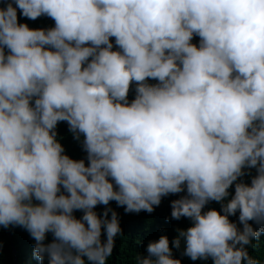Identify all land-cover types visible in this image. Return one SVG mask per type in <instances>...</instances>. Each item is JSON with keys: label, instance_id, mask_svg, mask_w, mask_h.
<instances>
[{"label": "clouds", "instance_id": "obj_1", "mask_svg": "<svg viewBox=\"0 0 264 264\" xmlns=\"http://www.w3.org/2000/svg\"><path fill=\"white\" fill-rule=\"evenodd\" d=\"M169 195L190 226L134 264H264V0H0V227L37 264H109L111 202Z\"/></svg>", "mask_w": 264, "mask_h": 264}, {"label": "trees", "instance_id": "obj_2", "mask_svg": "<svg viewBox=\"0 0 264 264\" xmlns=\"http://www.w3.org/2000/svg\"><path fill=\"white\" fill-rule=\"evenodd\" d=\"M21 22L27 23L29 27H50L54 25L48 17H40L37 20H27L19 17ZM198 38H194L196 43ZM130 92L129 98H132ZM58 136L62 137L60 142L63 144L66 154L70 157L79 159L85 156L79 142L73 140L72 134L68 132L66 123H60L57 127ZM177 196L169 195L162 199L158 207H154L152 213L141 211L139 213H125L123 207H117L115 202H111V207L118 213L120 217V225L123 235L115 238V247L113 256L109 259V264H134L137 253H144L146 245L150 240H156L160 235H167L169 240L176 235V228H187L190 221L186 218L175 220L171 218L170 201L176 199ZM208 207L219 209V205L212 202ZM101 208H97L99 212ZM79 218L80 213H75ZM233 219H235L233 217ZM49 239L51 237L49 236ZM0 241L3 242V248L0 249V264H37L32 256L33 240L29 234L20 227L4 229L0 227ZM253 247L249 248V252L255 258L264 260V235L259 240L252 242ZM183 247V246H182ZM13 250V255L11 251ZM182 250V249H181ZM174 251L173 258L182 260V264H204L201 261H191L187 257H182L179 251ZM207 264H211L208 261Z\"/></svg>", "mask_w": 264, "mask_h": 264}, {"label": "water", "instance_id": "obj_3", "mask_svg": "<svg viewBox=\"0 0 264 264\" xmlns=\"http://www.w3.org/2000/svg\"><path fill=\"white\" fill-rule=\"evenodd\" d=\"M11 254L13 255V250L11 251ZM13 264H15V263H14V258H13Z\"/></svg>", "mask_w": 264, "mask_h": 264}]
</instances>
